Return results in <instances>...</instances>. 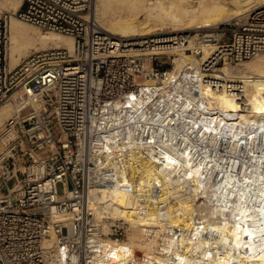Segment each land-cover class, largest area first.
<instances>
[{
    "label": "built area",
    "instance_id": "obj_1",
    "mask_svg": "<svg viewBox=\"0 0 264 264\" xmlns=\"http://www.w3.org/2000/svg\"><path fill=\"white\" fill-rule=\"evenodd\" d=\"M13 15L72 35L74 49L35 50L12 67ZM187 35L175 33L160 49L147 36L114 37L102 27L95 0L0 7V104L18 99L0 126V264H147L145 251L127 248L117 256L116 246L137 232L160 242L192 235L174 221L179 194L193 196L192 182L181 178L172 192L171 181L145 167L167 154L193 163L233 160L228 140L214 141L204 128L203 121L223 114L208 106L203 87L245 93V78L215 72L264 53V6ZM187 47L201 57L199 69H177L171 60L169 52ZM92 190L128 191L136 214L112 215ZM153 213L164 224L161 232L136 221Z\"/></svg>",
    "mask_w": 264,
    "mask_h": 264
},
{
    "label": "bare ground",
    "instance_id": "obj_2",
    "mask_svg": "<svg viewBox=\"0 0 264 264\" xmlns=\"http://www.w3.org/2000/svg\"><path fill=\"white\" fill-rule=\"evenodd\" d=\"M22 2L0 0V7L16 11ZM260 6H264V0H95L96 15L104 30L117 38L150 37L158 49L165 48L175 33L188 36V28L218 24L239 16L244 18ZM195 44L193 37L191 45ZM48 45L66 46L72 51L75 39L60 31H42L12 16V67L32 50ZM209 51L210 47L205 46L203 58ZM197 53L194 50L176 52L179 55L176 68L199 69L202 59ZM215 76L246 79L242 95L209 86H204L202 92L208 106L223 114L212 116L210 122L203 121L204 128L211 131L214 141L228 140V151L235 155L233 160L193 163L187 156L167 154L156 167L146 165L148 174L163 175L166 181H171L172 192L179 191L178 186L186 179L194 185L193 196L182 197L178 193L176 210L179 212L177 219L173 217L174 221L189 226L192 235L178 240L165 238L160 242L137 232L116 246L117 256L132 248L145 251L149 256L147 264H264V53L235 67L225 65ZM17 107L15 110L10 99L0 104V126L15 114ZM223 124L228 128L224 130ZM243 138L245 144L241 141ZM241 152V158L236 156ZM220 172L222 177L218 180ZM91 195L107 202L106 209L116 217H131L137 212L136 199L128 191L97 194L92 190ZM135 218L141 225L152 224L160 232L164 229L154 213L148 218L138 215Z\"/></svg>",
    "mask_w": 264,
    "mask_h": 264
},
{
    "label": "rangeland",
    "instance_id": "obj_3",
    "mask_svg": "<svg viewBox=\"0 0 264 264\" xmlns=\"http://www.w3.org/2000/svg\"><path fill=\"white\" fill-rule=\"evenodd\" d=\"M238 18H242L241 16H239ZM223 22V21H222ZM38 27V26H37ZM169 27H165V29L167 30ZM197 27H195V26H193V27H191V28H188V30L189 29H196ZM39 29H41V28H39ZM164 29V30H165ZM42 31H51V30H44V29H41ZM56 32V31H55ZM50 47H54L53 45H48V46H45V47H40L39 49H44V48H50ZM33 51H35V50H32L30 53H32ZM186 51H190V50H186ZM183 52V51H182ZM170 54H171V60H172V58H175L176 59V62H177V60H178V58H179V55L178 54H176V52L175 51H173V52H169ZM173 53V54H172ZM10 57H11V52H10ZM25 57V56H24ZM23 57V58H24ZM22 58V59H23ZM246 61V60H245ZM241 63V62H240ZM233 66L235 67V66H238V64H233ZM13 103H14V107H15V110H16V105H17V101L16 100H14V99H10Z\"/></svg>",
    "mask_w": 264,
    "mask_h": 264
}]
</instances>
